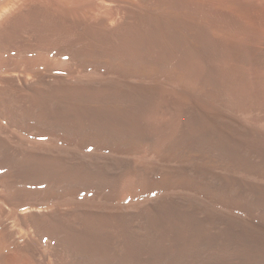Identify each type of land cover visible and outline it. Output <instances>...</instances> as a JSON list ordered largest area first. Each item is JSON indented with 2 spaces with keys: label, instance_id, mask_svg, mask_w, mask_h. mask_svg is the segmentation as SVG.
<instances>
[{
  "label": "bare ground",
  "instance_id": "6f19581e",
  "mask_svg": "<svg viewBox=\"0 0 264 264\" xmlns=\"http://www.w3.org/2000/svg\"><path fill=\"white\" fill-rule=\"evenodd\" d=\"M0 264H264V0H0Z\"/></svg>",
  "mask_w": 264,
  "mask_h": 264
}]
</instances>
